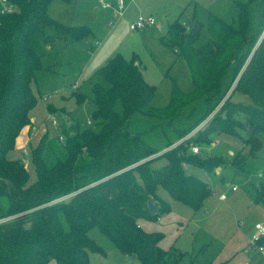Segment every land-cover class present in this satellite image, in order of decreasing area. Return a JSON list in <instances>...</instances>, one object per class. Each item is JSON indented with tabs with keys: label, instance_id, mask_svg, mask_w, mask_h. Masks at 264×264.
<instances>
[{
	"label": "trees",
	"instance_id": "trees-1",
	"mask_svg": "<svg viewBox=\"0 0 264 264\" xmlns=\"http://www.w3.org/2000/svg\"><path fill=\"white\" fill-rule=\"evenodd\" d=\"M11 1L16 12L0 15V219L14 218L0 223V264H48L52 260L91 264V254L105 255L89 235L94 229L108 237L121 254L140 264H179L184 254L173 247L163 249L164 234L146 232L138 221H155L170 212L159 195L161 188L194 210L203 208L212 189L185 167L211 173L225 161L190 153L192 142L208 146L222 131L236 133V128H244L248 132L251 127L254 132L245 140L248 158L256 157L264 147L259 136L264 133V0L255 29H251L250 3L238 4L237 25L209 15V38L201 46H196L198 35L194 34L195 24L198 30L200 24L187 27L180 19L170 24L161 42L186 62L193 90L183 93L173 82L167 107L152 106L157 87L145 79L136 54L129 59L121 53L111 57L100 69L109 87L93 86L96 109L92 117L100 131L83 130L73 122L56 137L64 158L52 145L48 147L45 134L31 151L36 172L33 181L21 160H11L8 155L21 130L31 124L30 114L38 100L33 89L36 72L42 68L47 47L84 40L92 31L88 26H69L51 18L48 7L53 0ZM230 66L234 70L230 88L236 84L235 89L249 95L253 105L233 103L228 97L222 112L198 130L194 139L150 159L159 150L129 128L132 114L167 124L184 107H194L198 99H205L209 111L203 121L230 91H221V80ZM76 99L80 103L87 98L79 93ZM117 100L122 102V114L115 111ZM237 113L243 115L242 121L235 119ZM197 125L178 130V138ZM50 150L54 156L47 161L45 153ZM242 152L234 160L244 159ZM161 158L166 163L154 167L152 163ZM259 186L256 202L264 194L263 182ZM149 201L158 204L157 214L151 215Z\"/></svg>",
	"mask_w": 264,
	"mask_h": 264
},
{
	"label": "rangeland",
	"instance_id": "rangeland-1",
	"mask_svg": "<svg viewBox=\"0 0 264 264\" xmlns=\"http://www.w3.org/2000/svg\"><path fill=\"white\" fill-rule=\"evenodd\" d=\"M261 1L124 0L126 9L123 16L115 21L114 25H110L105 21L107 19L103 9L96 5L99 0H53L48 7L51 18L69 26H88L95 36L90 37L89 42L80 40L70 45L60 43L43 55L42 68L36 72L33 85L38 100L30 114V117L33 116L38 122L34 120L29 131V136L39 133L40 137L29 152L38 146L45 134H48V147L52 145L56 154L64 158L62 144L56 137L63 130L70 128L73 122H78L83 130L100 131V126L92 117L96 109L95 103L92 102L93 86L99 84L104 88L109 87L100 69L117 53H121L127 59L134 53L137 55L147 82L157 87L153 107L164 108L169 105L173 82L177 83L181 92L189 94L193 90V85L186 62L182 58L177 59V55L161 42L168 26L177 19L187 27L194 22L200 24L202 27L196 46H201L209 38L206 27L209 15L237 25L238 4L250 3L251 29H255L258 26ZM138 16L145 18L152 16L156 24L141 30H131L130 25ZM233 76L234 70L230 66L221 80L222 93L229 90ZM235 87L230 88L225 99L220 101L203 121L201 120L209 111V104L205 99H198L194 107L191 105L184 107L179 111L180 114L167 124L158 125L159 119L134 113L130 118L129 128L135 133L143 134L149 144L158 148L159 152L150 156L154 157L176 148L184 140L194 139L198 130L204 128L215 114L219 115L222 112L228 97L233 103L253 105V99ZM79 93H83L87 98L80 103L76 99ZM114 108L119 114L123 113L120 100L116 101ZM50 116L56 117L61 130L60 127L51 125ZM235 119L242 121L244 118L241 113H237ZM39 122L42 123L38 125ZM195 125L197 126L189 133L178 138V130L189 129ZM259 136L264 141V133ZM247 137L248 132L244 128H236V133L222 131L213 136L215 142L211 145L191 143L190 153L191 147L197 146L199 156H216L225 161L219 173L217 171L207 173L195 166L187 169L189 174L207 182L212 189L202 209L194 210L191 206L173 199L165 189H159V195L169 204L170 212L162 214L161 221L155 220L149 224L152 225V229L163 228L160 232L164 234L162 240L164 249L173 247L184 254L179 264L217 261L222 252L229 251L231 240L238 239L246 231L248 221L262 216L264 205L260 201H254L257 195L255 187L259 186L260 182L264 185V149L259 158L249 159L248 152L245 151L248 147L245 144ZM171 140L172 144L168 146L167 142ZM240 151H243L242 154L246 157L234 160ZM52 152L53 150H50L45 153L47 161L53 159ZM31 157L32 154L24 156L21 162L29 172L30 180L33 181L36 179V172ZM165 161V158H161L152 165L160 167ZM233 186L238 188L236 192L232 191ZM223 194L227 197L225 201L220 199ZM89 235L91 238L99 236L100 246L109 252L107 261L103 262L100 258L102 263L95 261V264H140L136 258L121 254L112 241L98 229L92 230Z\"/></svg>",
	"mask_w": 264,
	"mask_h": 264
},
{
	"label": "crops",
	"instance_id": "crops-1",
	"mask_svg": "<svg viewBox=\"0 0 264 264\" xmlns=\"http://www.w3.org/2000/svg\"><path fill=\"white\" fill-rule=\"evenodd\" d=\"M101 1L102 0H99V2H97V6L100 7L101 9H103L104 11V16L106 17L107 20L105 21H108V24L111 25V23L114 21V17H113V11L110 10V9H104L101 5ZM104 1H109L113 4V6L116 8V5H117V0H104ZM131 2H134V0H131ZM131 4V3H130ZM126 9V7H125ZM125 11V10H124ZM139 17V16H138ZM137 17V18H138ZM152 17V16H151ZM136 18V20H137ZM119 19H117L116 21H118ZM135 20V21H136ZM115 23V22H114ZM114 25V24H113ZM170 26V25H169ZM169 26H168V29H169ZM167 29V31H168ZM167 33V32H166ZM92 36H95L94 33H92V35H90L88 38L84 39L85 41L89 42V38L92 37ZM99 41H96V43H98ZM60 43H63V42H58L55 44V47L54 45L53 46H49L47 47V51L46 53L48 52V50H53V48H56ZM64 44H67V43H64ZM69 45L72 44V43H68ZM92 48V47H91ZM91 48H90V52H91ZM172 51V50H171ZM174 52L177 56V59L181 58L178 56V52L177 51H172ZM92 53V52H91ZM135 54V53H134ZM146 79V78H145ZM79 87V86H78ZM83 94V93H82ZM153 102V101H152ZM34 120L36 121V123L38 122V120H36L35 118H33V116L31 117V124L24 127L19 136L17 137L16 139V143H15V148L13 151H11L9 153V158L11 160H17V159H23L24 156L28 157L31 152H29L31 150L32 147L35 146V144L37 143V139H39V133L33 135V136H29L30 134V126H32V123H34ZM42 122H39L38 125H40ZM39 129V128H36V130ZM36 141V142H35ZM173 140L171 141H168V143L172 142ZM215 142V140L211 143L213 144ZM210 144V145H211ZM158 149V148H157ZM264 149V147L262 148V150ZM27 151V155L24 154V151ZM261 150V151H262ZM245 151H249V147H247V149ZM261 151L257 154L256 157L254 158H259L260 156V153ZM207 156V155H206ZM205 157V156H204ZM32 159V157H31ZM249 159H252V158H249ZM166 162H164L162 165H164ZM161 165V166H162ZM191 165H187L185 167L186 169V172L188 173L187 169L188 167H190ZM215 172L217 171L218 173L221 172V166L220 167H217L215 170ZM260 177H263V176H260ZM260 185V184H259ZM234 187V186H233ZM256 190H259L260 189V186H257L255 187ZM238 190V189H237ZM233 191V190H232ZM233 192H236V191H233ZM162 198V197H161ZM262 201H260V203H262L264 205V194L262 195ZM163 199V198H162ZM221 199V198H220ZM164 200V199H163ZM222 200V199H221ZM227 200V197L226 199ZM225 200H222V201H225ZM256 202V201H254ZM204 207V206H203ZM256 219L260 220V221H257ZM161 217H159L157 219V221H161ZM249 220V219H248ZM251 220V219H250ZM248 221L247 225L245 226L246 228V231L241 235L239 236L238 239L236 238H233L231 240V247L228 249L229 251L226 250L225 252H222L220 258L217 260V261H213V262H209V263H202V264H264V257L262 255H260L259 253H257L256 251H254L250 245H249V239L251 237V234L253 232V225L256 223V222H264V207L262 208V216L261 217H254L251 221ZM254 220H256L254 222ZM149 222L151 221H148V220H145V219H140L138 221V224L140 226V228H142L144 231L146 232H160L161 230L160 229H163L162 227L161 228H158L157 229H152V225L149 224ZM241 226V225H240ZM147 228V229H146ZM151 228V229H149ZM157 230V231H155ZM92 239H95L98 244H99V236H97L96 238H92ZM100 245V244H99ZM160 246L162 247V241L160 243ZM104 249V247H102ZM164 249V247H162ZM105 251V255H97V254H91L90 255V263L91 264H95V261H97L98 263H102L100 261V258L104 261H107V259L109 258V252ZM115 251V250H114ZM125 256V255H124ZM124 256H123V259H124ZM125 257H129V256H125ZM48 264H57L56 261L52 260L50 261Z\"/></svg>",
	"mask_w": 264,
	"mask_h": 264
},
{
	"label": "built area",
	"instance_id": "built-area-1",
	"mask_svg": "<svg viewBox=\"0 0 264 264\" xmlns=\"http://www.w3.org/2000/svg\"><path fill=\"white\" fill-rule=\"evenodd\" d=\"M101 5L104 9H110L113 11L114 21L111 23V25H113L114 22L120 17H122L124 14V10H125L124 0H117L116 8L109 1L102 0ZM16 10L17 7L11 0H0V15H10L16 12ZM155 24L156 21L153 17L149 16L145 18L143 16H139L137 20L130 25V29L141 30L143 28L152 27ZM50 123L53 127H57V128L60 127L55 116H50ZM59 140L63 141V136H60ZM191 151L193 154L196 155L200 153L199 148L197 146L191 147ZM24 154L25 155L27 154L26 150L24 151ZM237 189L238 188L236 186L232 187L233 191H237ZM220 198L222 200H225L226 195L223 194L220 196ZM12 218L14 217L11 216V217L2 218L0 219V223L9 221ZM249 245L254 251H256L257 253H259L264 257V222H256L253 225V232L249 239Z\"/></svg>",
	"mask_w": 264,
	"mask_h": 264
},
{
	"label": "water",
	"instance_id": "water-1",
	"mask_svg": "<svg viewBox=\"0 0 264 264\" xmlns=\"http://www.w3.org/2000/svg\"><path fill=\"white\" fill-rule=\"evenodd\" d=\"M198 32H199V30H198V26H197V24H195V26H194V34H195V35H198ZM253 132H254V130L250 127L249 130H248V133L251 135V134H253ZM166 151H167V150H166ZM164 152H165V151H164ZM164 152H161V153L157 154L156 156L151 157L150 159H153V158H155V157H158V156H160L161 154H163ZM148 208H149V211H150L151 215H155V214L158 213V204H157L156 202H154V201H149V202H148Z\"/></svg>",
	"mask_w": 264,
	"mask_h": 264
}]
</instances>
